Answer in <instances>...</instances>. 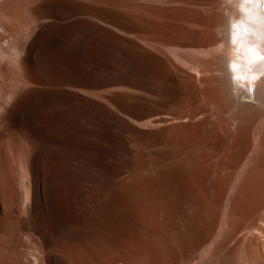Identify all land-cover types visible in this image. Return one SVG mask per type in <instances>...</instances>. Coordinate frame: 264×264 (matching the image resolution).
Here are the masks:
<instances>
[{"label": "rangeland", "instance_id": "1", "mask_svg": "<svg viewBox=\"0 0 264 264\" xmlns=\"http://www.w3.org/2000/svg\"><path fill=\"white\" fill-rule=\"evenodd\" d=\"M230 1L0 0V264H264V88L229 95Z\"/></svg>", "mask_w": 264, "mask_h": 264}, {"label": "bare ground", "instance_id": "2", "mask_svg": "<svg viewBox=\"0 0 264 264\" xmlns=\"http://www.w3.org/2000/svg\"><path fill=\"white\" fill-rule=\"evenodd\" d=\"M232 1V0H231ZM230 1V2H231ZM233 2V1H232ZM238 15L237 16H234L232 18H230V15H229V20L227 21V28H226V31H225V38H224V44H225V68H226V74H225V77H226V82H227V86H228V89H229V95H233L232 93V89L234 88V85H233V82L231 80V73L229 72L228 70V61H229V58L235 60V61H245L247 62L248 59L250 58V53L248 52V48H252V50L255 52V54L257 56L259 55H264V43L259 46L258 44V40H261V42H264V15H260L259 17V20L257 18V14L256 13H253L252 9L254 7H259L258 5H253V4H244L242 5L241 4V0H238ZM214 19V18H213ZM209 23V30L211 29V27L213 26L214 24V21L211 19L209 21H207ZM237 23L238 25V28L236 30H233L231 25L232 23ZM208 28V27H207ZM58 31V29H56ZM208 31V30H207ZM233 31H236L237 33V43L236 44H232L231 43V36L233 34ZM55 32V30L53 31ZM209 32V31H208ZM47 33V32H46ZM43 35V34H42ZM203 36V35H202ZM201 37V36H200ZM210 37H212L210 35ZM40 38V37H39ZM206 39V38H205ZM41 40V39H40ZM50 44V43H49ZM235 48V50H233L232 48ZM92 48V47H91ZM88 51V49H87ZM34 52V51H33ZM36 54V53H35ZM37 55V54H36ZM44 55V54H43ZM33 57V56H32ZM42 57V56H41ZM55 57L56 56V53H55ZM55 61V60H54ZM38 62L39 60L37 61V58H32L31 60V64H32V68L34 70V72H36L37 74H40V65L38 66ZM254 63L256 64H259V62H255ZM239 65V64H238ZM156 67V66H155ZM264 68V67H263ZM46 69V68H45ZM260 69V68H259ZM258 69V70H259ZM50 71V70H49ZM225 72V71H224ZM260 72V71H259ZM258 73V72H257ZM257 73H256V76H257ZM260 74V73H259ZM262 76H260L259 79H256L252 84L250 85H253V88L251 90V92H247V91H243V90H237L235 91L236 92V95L234 96V98L240 94V96L242 95L243 97L247 98V101L248 100H256L259 102V99L258 97L260 95H258V92H261V88L263 89L264 88V73L261 74ZM158 76V75H157ZM259 77V76H258ZM156 78V77H155ZM78 78H75L74 76H72L71 74H68L66 75V77H62L61 80L64 81V83L66 82L67 85H71V86H75V83L79 80H77ZM83 80V78H81ZM253 80V79H252ZM251 80V82H252ZM114 85V84H113ZM163 85V83H162ZM226 86V85H225ZM226 86V87H227ZM261 87V88H260ZM197 88V87H196ZM260 88V90H259ZM60 93V92H59ZM56 94V93H55ZM64 95L66 96H71L73 94H70V93H63ZM36 95V94H34ZM196 95V94H195ZM135 97V96H134ZM195 97V96H194ZM205 97V96H202V98ZM261 97V96H260ZM31 98V97H30ZM137 98V97H136ZM201 98V99H202ZM210 98V97H209ZM241 98V97H240ZM132 99V98H131ZM139 99V98H138ZM198 99V98H197ZM239 100V99H238ZM136 101H138L136 99ZM205 101V104L203 105H208V103ZM204 101L202 103H204ZM186 102V101H185ZM188 102V101H187ZM210 102V101H209ZM190 104V103H189ZM188 105V104H187ZM202 105V106H203ZM212 105V104H211ZM190 106V105H189ZM202 106H199V107H202ZM181 107V106H180ZM192 107V106H191ZM196 108V107H195ZM208 108V107H207ZM220 108H223V107H220ZM183 109H184V106H183ZM219 109V108H218ZM187 110V109H186ZM195 110V109H194ZM193 110V111H194ZM182 111V110H181ZM184 111V110H183ZM199 112V111H197ZM185 113V112H184ZM221 113V112H220ZM177 114V113H176ZM179 114V113H178ZM168 115V114H167ZM190 115V113H189ZM188 115V117H189ZM194 115V114H192ZM155 116V115H154ZM158 116V115H157ZM160 116V115H159ZM164 116V115H163ZM181 116V115H180ZM203 116V115H202ZM156 117V116H155ZM166 117V116H165ZM168 117V116H167ZM173 117V115H172ZM187 117V116H186ZM195 117V116H194ZM154 118V117H153ZM175 118V116H174ZM169 117L168 118H154L152 119V122L154 125V127H158L161 126L163 127L167 125L168 121H169ZM171 120V119H170ZM173 120V119H172ZM151 122V120H150ZM151 122V123H152ZM50 126V125H49ZM182 126V125H181ZM169 127V126H167ZM171 127V126H170ZM159 128V129H160ZM193 128V127H192ZM225 128V127H224ZM162 129V128H161ZM160 129V130H161ZM179 129V128H177ZM223 129V128H222ZM168 130V129H167ZM226 130V129H225ZM158 131V129H157ZM162 131V130H161ZM178 131V130H177ZM183 131V130H182ZM146 133V132H144ZM151 133V132H150ZM155 133V132H154ZM152 132V134H154ZM98 134V133H97ZM162 134V133H161ZM166 134V133H165ZM182 134V133H181ZM143 135V134H142ZM177 138V137H176ZM180 139V138H179ZM184 141V140H183ZM193 141V140H192ZM165 143V142H164ZM166 144V143H165ZM176 144V143H175ZM179 147V146H178ZM178 147H176L175 149H177ZM198 165V164H197ZM200 165V164H199ZM197 169V168H196ZM194 176V175H193ZM161 180V178H160ZM176 181V180H175ZM166 183V182H165ZM257 207V206H256ZM254 208V207H253ZM254 210V209H253ZM165 247V246H164Z\"/></svg>", "mask_w": 264, "mask_h": 264}, {"label": "clouds", "instance_id": "3", "mask_svg": "<svg viewBox=\"0 0 264 264\" xmlns=\"http://www.w3.org/2000/svg\"><path fill=\"white\" fill-rule=\"evenodd\" d=\"M253 5H258L259 7H254L252 9L253 13L257 14V18L259 20L260 15H264V2H256L252 3ZM248 52L250 53V58L247 62L245 61H235L229 58L228 61V70L232 74L231 80L233 82L234 88L233 91L243 90L247 92H251L252 88L250 82L255 78L254 74L256 73V63H264V55L257 56L252 48H248ZM233 63L239 64L240 67L237 69H233Z\"/></svg>", "mask_w": 264, "mask_h": 264}, {"label": "snow or ice", "instance_id": "4", "mask_svg": "<svg viewBox=\"0 0 264 264\" xmlns=\"http://www.w3.org/2000/svg\"><path fill=\"white\" fill-rule=\"evenodd\" d=\"M256 2H264V0H241V4L244 5V4H252V3H256ZM232 29L233 30H236L238 28V25L237 23H232L231 25ZM231 43L232 44H236L237 43V33L236 31H233V34L231 36ZM240 65L236 64V63H233V69H237L239 68Z\"/></svg>", "mask_w": 264, "mask_h": 264}]
</instances>
